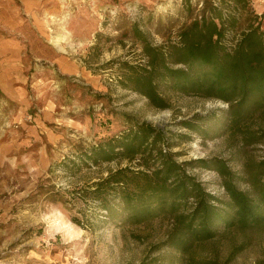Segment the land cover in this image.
I'll use <instances>...</instances> for the list:
<instances>
[{
    "label": "rangeland",
    "instance_id": "374dc122",
    "mask_svg": "<svg viewBox=\"0 0 264 264\" xmlns=\"http://www.w3.org/2000/svg\"><path fill=\"white\" fill-rule=\"evenodd\" d=\"M206 2L73 0L78 26L71 34L80 42L67 44L66 52L81 70L64 80L56 71L50 76L54 81L49 95L57 104L53 116L42 114V90H29L32 103L20 117H15L16 102L0 100V264H132L143 259L158 264H264V223L229 229L183 256L169 247L157 248L168 219L112 224L80 191L111 170L136 166L125 157L89 165L79 156L83 148L129 127L125 116L161 128L172 157L212 195L226 198L222 176L188 162L221 159L235 174L237 187L248 188L243 165L264 156V111L233 127L222 100L181 93L161 83L158 89L168 107L156 109L123 84L126 63L145 64L144 43L177 41ZM251 6L264 14V0H251ZM187 120L203 134L181 123ZM251 132L262 137L245 145L244 135Z\"/></svg>",
    "mask_w": 264,
    "mask_h": 264
},
{
    "label": "trees",
    "instance_id": "16d2710c",
    "mask_svg": "<svg viewBox=\"0 0 264 264\" xmlns=\"http://www.w3.org/2000/svg\"><path fill=\"white\" fill-rule=\"evenodd\" d=\"M263 17L255 13L251 0H208L177 41L144 43L145 64L126 63L123 84L156 109L168 107L158 89L161 83L181 93L222 100L227 103L229 124L237 127L264 111ZM197 117L201 121L207 118ZM124 118L129 127L83 148L79 155L89 165L119 157L136 162L135 167L116 168L80 189L83 199H92L105 211L107 221L139 224L155 217L168 219L169 228L157 248L169 247L183 256L229 229L246 230L264 223V156L243 165L246 190L237 187L235 174L221 159L188 162L190 166L213 168L222 176L226 198L217 197L172 157L166 149L171 143L161 128ZM181 123L203 134L193 121ZM261 137L245 134L244 144L256 143ZM72 221L80 224L77 217ZM240 248L242 245L233 248L229 256ZM132 264L158 263L143 259Z\"/></svg>",
    "mask_w": 264,
    "mask_h": 264
},
{
    "label": "crops",
    "instance_id": "0c3cea01",
    "mask_svg": "<svg viewBox=\"0 0 264 264\" xmlns=\"http://www.w3.org/2000/svg\"><path fill=\"white\" fill-rule=\"evenodd\" d=\"M137 1L152 3V0ZM72 2L0 0V100L3 97L16 102L15 117L23 115L32 103L28 99L29 90H42V114L52 117L57 104L49 95L54 81L50 76L56 71L63 77L60 80H64L81 70L76 58L66 52V45L76 42L71 32L78 26L75 24L78 13L70 5Z\"/></svg>",
    "mask_w": 264,
    "mask_h": 264
}]
</instances>
